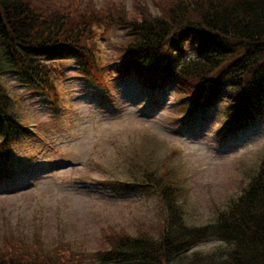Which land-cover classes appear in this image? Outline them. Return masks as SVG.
I'll list each match as a JSON object with an SVG mask.
<instances>
[{"label": "rangeland", "instance_id": "374dc122", "mask_svg": "<svg viewBox=\"0 0 264 264\" xmlns=\"http://www.w3.org/2000/svg\"><path fill=\"white\" fill-rule=\"evenodd\" d=\"M119 1L132 13L134 7L158 12L153 0ZM125 39L123 28H113L98 41L102 70H114ZM57 67L64 74L58 76L57 68L54 101L44 88L3 70L2 81L15 97L21 121H41L46 136L10 137V159L21 173L0 179V249L6 237L25 238L40 240L44 251L55 255L62 254V242H69L83 252L81 257L72 253L78 264H118L103 263L95 253L109 248L121 229L132 235L147 230L153 239L161 238L169 204L159 205L150 182L166 189L185 223L202 225L239 195L264 162V101L240 131L225 138L219 129L229 119L225 98L200 123L185 126L180 111L189 110L172 85L157 92L136 78L108 72L98 81L82 76L71 58ZM157 97L161 100L155 102ZM5 135L0 127V139ZM222 246L210 239L192 252L208 254Z\"/></svg>", "mask_w": 264, "mask_h": 264}, {"label": "trees", "instance_id": "16d2710c", "mask_svg": "<svg viewBox=\"0 0 264 264\" xmlns=\"http://www.w3.org/2000/svg\"><path fill=\"white\" fill-rule=\"evenodd\" d=\"M40 2L0 0L1 128L19 124L14 97L1 78L3 70L11 69L30 86L48 89L54 101L58 92L48 85L55 73L53 60L71 57L83 75L99 79L95 38L113 28H123L126 37L118 47L114 68L118 74L151 87L171 82L188 105L210 106L225 96L233 117L230 128H241L264 99V0H153L157 13L148 7H134L132 13L116 0L101 5L95 0ZM2 170L0 164V174ZM153 183L163 206L165 201L169 204L161 238L153 239L147 230L138 235L124 231L112 235L110 247L95 253L97 259L264 264V162L239 195L202 225L185 223L179 205ZM210 239L223 246L208 254L192 252ZM39 241L7 239L0 249V264H78L65 245L62 254L52 255Z\"/></svg>", "mask_w": 264, "mask_h": 264}]
</instances>
